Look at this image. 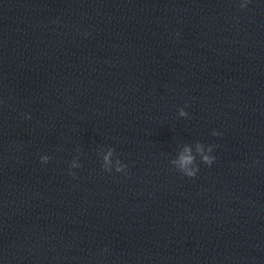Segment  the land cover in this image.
I'll list each match as a JSON object with an SVG mask.
<instances>
[{"label":"water","instance_id":"95a60500","mask_svg":"<svg viewBox=\"0 0 264 264\" xmlns=\"http://www.w3.org/2000/svg\"><path fill=\"white\" fill-rule=\"evenodd\" d=\"M263 261L264 0H0V264Z\"/></svg>","mask_w":264,"mask_h":264},{"label":"clouds","instance_id":"9594fccd","mask_svg":"<svg viewBox=\"0 0 264 264\" xmlns=\"http://www.w3.org/2000/svg\"><path fill=\"white\" fill-rule=\"evenodd\" d=\"M244 6L245 5H241V7H244ZM180 115L181 116H185V115H187V113H185V111L183 109H181ZM214 135H219V133L218 132H214ZM212 151H213V148L210 147L209 148V152H212ZM49 159H50V157L47 156V155L41 157V160L44 163H47L49 161ZM106 159H107V157H106ZM181 159H182L183 163L186 164V163H191L192 160H193V157L186 156V157H182ZM214 160H215V156H213V155H204L203 156V162L208 164L209 166L214 162ZM116 171L120 172V171H122V169L118 168ZM198 171H199V168L197 167V168L192 169V170H186L183 174L186 175V176H189V177H195L197 175ZM70 174L73 175V176L75 175V173H73V172H70Z\"/></svg>","mask_w":264,"mask_h":264}]
</instances>
